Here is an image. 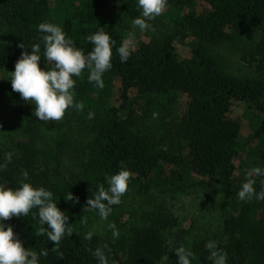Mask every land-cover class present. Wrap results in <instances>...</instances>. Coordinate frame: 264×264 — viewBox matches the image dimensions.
I'll return each instance as SVG.
<instances>
[{"label":"trees","instance_id":"16d2710c","mask_svg":"<svg viewBox=\"0 0 264 264\" xmlns=\"http://www.w3.org/2000/svg\"><path fill=\"white\" fill-rule=\"evenodd\" d=\"M118 1L122 20L108 15L109 0H62L59 11L50 0H0V91L12 89L10 72L32 44L41 45L40 67L48 66L43 34L37 30L41 22L59 25L85 54L93 47L87 36L100 28L115 41L102 89L88 81L87 69L74 77V99L83 102V111L69 108L59 121H42L35 117L34 105L17 103L9 110L7 140L0 146V164H6L0 185L18 188L27 170V182L54 193L73 233L56 246L46 235H37L36 209L5 224L26 248L48 250L39 264H98L89 251L98 246L109 264H178L175 249L181 245L194 253L192 264H212L206 247L210 240L227 253V264H264V199L239 200L248 173L236 175V160L249 153L251 169L264 167V147L247 152L241 123L232 116L235 101L252 102L262 112L255 138L264 145V0H205L209 8L202 12L194 0H167L168 12L182 15L164 19L161 14L148 21L151 39L128 47L130 56L123 63L116 49L125 44L129 23L141 9L137 0ZM253 29H259L258 38L249 34ZM187 35L194 39L192 54L180 57L175 39ZM241 55L246 62L237 63ZM115 78L121 82L120 106L110 99ZM131 90L154 105L126 113ZM173 92L188 97L182 120L171 117L157 99ZM89 111L94 112L91 119ZM8 152L11 162L5 160ZM121 169L131 172L128 190L108 219L101 220L95 210H87L86 201L99 186L107 188V178ZM254 178L256 192L264 191L261 178ZM184 187L205 201L189 225L175 231L179 218L155 201ZM67 191L79 203L65 201ZM127 214L143 218L129 225L123 221ZM110 222L120 232L117 239ZM89 231L94 233L91 241L84 239Z\"/></svg>","mask_w":264,"mask_h":264},{"label":"clouds","instance_id":"9594fccd","mask_svg":"<svg viewBox=\"0 0 264 264\" xmlns=\"http://www.w3.org/2000/svg\"><path fill=\"white\" fill-rule=\"evenodd\" d=\"M167 0H137V6L141 9V15L132 20L134 26L141 30L150 28L148 21L161 15L165 9ZM42 33L41 40L44 45L43 57L50 67L44 69L39 65L41 60V45H31V52L22 51L15 64L14 71L10 72L11 87L18 92L27 103L34 105V115L42 121H59L67 109L73 108L80 112L84 109L83 102L76 101L74 77H80L84 70H88V81L94 87H104L103 76L112 68V49L115 41L112 40L103 28L87 36V40L93 45L87 54L74 45L71 38L66 37L63 29L52 22H41L37 27ZM133 33L129 32L131 37ZM25 48L24 43L19 45ZM121 63L126 62L130 56V50L122 44L116 49ZM155 117V113L153 114ZM94 117V112H88V118ZM12 152L5 154V160L11 162ZM6 164H0V170ZM23 179L18 188H6L0 185V264H39L40 256H47L48 250L41 249L39 253L25 247L18 235L14 233L11 225L5 221L11 217L28 216L30 211L36 209L38 216L37 235H46L54 246L59 245L65 236H71L73 228L68 223L69 217L58 207L54 201V193L43 186L34 187L27 182L28 172L22 171ZM260 177V184L264 189V167H253L247 174L237 193L239 200L250 201L255 196L264 199V191L256 192L254 185ZM131 172L121 169L107 178L108 187L99 186L92 198L86 201L87 210H95L101 220H107L113 212V205L122 202L123 195L127 192ZM67 202L79 203V197L71 191L63 194ZM47 227H44V226ZM112 230V237L119 238L120 232L112 222L108 223ZM94 233L89 231L84 239L91 241ZM209 260L212 264H227V253L218 247L215 241H208ZM98 264H109L106 252L101 247L89 249ZM178 264H192L194 253L184 245L175 249Z\"/></svg>","mask_w":264,"mask_h":264},{"label":"rangeland","instance_id":"374dc122","mask_svg":"<svg viewBox=\"0 0 264 264\" xmlns=\"http://www.w3.org/2000/svg\"><path fill=\"white\" fill-rule=\"evenodd\" d=\"M53 4V8L55 10H61L63 7L62 0H50ZM194 7L198 12L205 11L209 8V4L205 0H194ZM120 3L118 0H109V7H108V15L115 16L117 15L118 18L124 17L123 12L120 11ZM168 8L165 7L164 11L162 12V17L164 19L168 18H175L178 19L179 16L182 15V12H175L172 10L171 14L168 12ZM142 11V10H140ZM125 19V18H124ZM123 19V20H124ZM129 25L131 26V33L133 35L131 37L127 36L125 38V44L129 48H134L138 44L144 41H149L151 39L152 33L154 30L150 28H146L141 30L138 26H134L132 21H130ZM232 32V30H230ZM252 37H259V29H253L252 32L249 33ZM6 37L4 34L3 38ZM193 42L194 39L187 35L182 37H177L175 39V44L178 49V53L180 57H188L192 54L193 49ZM247 58L239 57L237 63L245 61ZM246 62V61H245ZM50 67L48 65L44 69ZM114 85L110 88L112 90L111 94V102L117 106H120L122 103V99L120 98L121 95V82L118 78L113 79ZM157 97V95H156ZM158 101L164 103L165 107L167 108V112L171 115V117L182 120L184 115L188 109V97L183 92H173L168 96L164 97H157ZM17 103H26L21 97L18 92H14L11 88H3L0 91V146L7 140L8 130H9V110L10 108L17 104ZM129 104L130 108L123 109L126 113L130 111V109H135V112L141 113L145 107L150 104L154 105V103L147 101L145 98H139L136 94L135 90H131L129 93ZM262 112L259 111L252 102L248 101H235L233 108H232V116L240 121L242 129H241V139L244 141V144L247 146V152L251 149L258 152L261 147V142L255 138V129L260 123ZM165 144V143H164ZM167 145V144H165ZM247 156V155H246ZM251 154L249 153V157H245L244 159L238 158L236 160L237 169L236 175L239 177L245 176L251 170V161H250ZM253 159V156L251 157ZM169 172L165 173L167 176ZM197 179L195 175H190V179L194 180ZM205 201V197L201 193H195L191 189L184 187L175 190H168L165 194L157 199L156 205L158 207L163 208L164 211L167 213L178 217L180 220V227L175 229L178 231L180 228H185L189 225L190 221L192 220L193 216L196 215L203 203ZM143 217L141 214L135 215H125L123 221L127 224H137L140 223V219ZM145 221V220H143ZM176 241L175 235L172 236L170 243L172 246L175 245L174 242ZM171 246V247H172Z\"/></svg>","mask_w":264,"mask_h":264}]
</instances>
